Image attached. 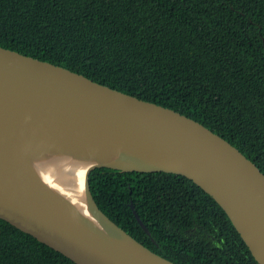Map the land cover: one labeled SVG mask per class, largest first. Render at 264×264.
<instances>
[{"label":"trees","instance_id":"trees-1","mask_svg":"<svg viewBox=\"0 0 264 264\" xmlns=\"http://www.w3.org/2000/svg\"><path fill=\"white\" fill-rule=\"evenodd\" d=\"M0 46L187 115L264 173V0H0ZM89 183L113 221L175 263L259 264L184 175L98 167ZM0 264L76 263L0 219Z\"/></svg>","mask_w":264,"mask_h":264},{"label":"water","instance_id":"water-1","mask_svg":"<svg viewBox=\"0 0 264 264\" xmlns=\"http://www.w3.org/2000/svg\"><path fill=\"white\" fill-rule=\"evenodd\" d=\"M58 152L102 158L87 173L90 210L69 200L43 170L40 155ZM98 167L188 177L226 211L264 264V173L237 147L174 109L0 46V219L76 264H178L98 206L89 183Z\"/></svg>","mask_w":264,"mask_h":264},{"label":"bare ground","instance_id":"bare-ground-1","mask_svg":"<svg viewBox=\"0 0 264 264\" xmlns=\"http://www.w3.org/2000/svg\"><path fill=\"white\" fill-rule=\"evenodd\" d=\"M102 158L90 152L43 153L40 163L58 189L79 207L90 210L86 198V178L89 169Z\"/></svg>","mask_w":264,"mask_h":264}]
</instances>
